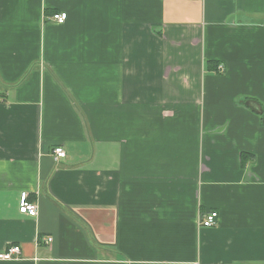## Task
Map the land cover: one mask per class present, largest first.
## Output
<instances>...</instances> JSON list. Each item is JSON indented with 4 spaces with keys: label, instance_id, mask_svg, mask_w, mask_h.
<instances>
[{
    "label": "crops",
    "instance_id": "0c3cea01",
    "mask_svg": "<svg viewBox=\"0 0 264 264\" xmlns=\"http://www.w3.org/2000/svg\"><path fill=\"white\" fill-rule=\"evenodd\" d=\"M14 246L0 264H264V0H0Z\"/></svg>",
    "mask_w": 264,
    "mask_h": 264
},
{
    "label": "built area",
    "instance_id": "2783aa9c",
    "mask_svg": "<svg viewBox=\"0 0 264 264\" xmlns=\"http://www.w3.org/2000/svg\"><path fill=\"white\" fill-rule=\"evenodd\" d=\"M54 21L58 24H63L66 19V14H56L52 17ZM222 70V68H220ZM67 153L61 147H57L54 149V158L55 160H61L66 158ZM19 211L21 214L27 215L32 218H36L39 214V208L36 204L32 203L28 199V194L23 193L20 197ZM219 219V215L217 212H210L207 214L203 220L201 221V226L204 228H213L217 226V222ZM49 243L52 242L50 239ZM21 248L18 246H14L9 248L6 252L0 253V261H12L20 258ZM199 264V263H193Z\"/></svg>",
    "mask_w": 264,
    "mask_h": 264
},
{
    "label": "trees",
    "instance_id": "16d2710c",
    "mask_svg": "<svg viewBox=\"0 0 264 264\" xmlns=\"http://www.w3.org/2000/svg\"><path fill=\"white\" fill-rule=\"evenodd\" d=\"M245 159H246V156L242 155V164H243L244 167H245V164H246Z\"/></svg>",
    "mask_w": 264,
    "mask_h": 264
}]
</instances>
